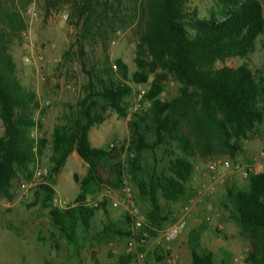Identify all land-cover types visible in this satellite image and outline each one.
<instances>
[{"label": "trees", "instance_id": "obj_1", "mask_svg": "<svg viewBox=\"0 0 264 264\" xmlns=\"http://www.w3.org/2000/svg\"><path fill=\"white\" fill-rule=\"evenodd\" d=\"M190 1L144 0L145 31L136 48V70L132 72L122 60L116 62L117 71L109 64L96 69L97 85L91 79L77 113L67 124L54 128L51 168H47L49 183L35 187L33 204L42 203L49 210L52 226L61 240L73 248L79 249V230L85 234L84 241L90 237L102 240L109 236L122 239L134 236L131 229L119 227L124 222L133 225L129 214L123 220H112L106 203L98 208L82 203L103 188H122V179L128 171L122 162L124 148L115 145L95 148L89 133L105 122L108 110L127 118L125 100L134 94L135 87L149 85L143 103L150 105L129 120L132 142L128 152L133 155L128 161L129 173L138 198L150 206L145 215L146 226L135 236L138 245H143L144 240L148 242L169 221L160 197L171 203L184 199L188 202L196 195L195 190L188 188L194 171L189 157L194 151L203 156L227 154L236 163L243 152V139L264 122V71L253 72L246 63L237 68L225 65L229 59H248L258 39L264 36L261 0H216L222 6V17L210 20L190 12ZM22 2L0 0V122L5 130L0 138V197L8 199L12 198L13 181L18 173L28 174L27 178L32 179L35 171L30 168L46 144L29 133L39 126L31 109L40 106L35 93L25 90L20 83L17 64L10 53L11 45L28 29ZM82 2H75L74 10L79 24L83 22V37L88 38L101 21L97 8L103 9L106 19L113 9L100 0ZM79 49L84 56L81 44ZM151 76L154 78L150 82ZM169 76L180 85L179 94L163 101ZM150 135L155 136L152 142L148 140ZM175 145L182 155L175 152ZM164 146L175 157L161 170L159 161L150 164L144 155L148 152L156 155ZM74 152L88 165V171L83 178L74 177L80 186L76 206L60 209L52 204L56 196L54 187ZM246 180L248 189L227 187L225 207L241 234L254 240L246 264H264V172L251 173ZM100 210L108 216V224L93 235L92 221ZM155 256L162 263L168 253L161 256L157 252ZM191 256V264H225L217 263L209 251L199 253L191 248ZM136 257L134 253L128 254L120 259V264H130Z\"/></svg>", "mask_w": 264, "mask_h": 264}, {"label": "rangeland", "instance_id": "obj_2", "mask_svg": "<svg viewBox=\"0 0 264 264\" xmlns=\"http://www.w3.org/2000/svg\"><path fill=\"white\" fill-rule=\"evenodd\" d=\"M82 1L23 0L25 8L23 15L28 29L10 49L17 64L20 83L25 90L35 93L39 102V109H31V115L39 125L38 132L33 129L29 133L31 136L42 134V139L46 141L38 160L40 166L48 169L51 168L49 159L52 154L54 128L67 124L77 113L79 103L87 95L86 89L91 79L97 85L94 77L96 69L104 68L109 64L117 71L116 62L122 60L132 72L136 70V48L145 31L144 0H100L108 2L113 10L106 19L102 15L103 9L98 7L96 13L101 21L99 20L93 35L84 38L83 22L79 24L74 10L75 2L83 4ZM261 2L264 7V0ZM188 6L190 12H197L201 19L222 17V6L216 0H191ZM29 9L36 14L34 18L27 14ZM65 13L69 14V19L66 21L62 18ZM80 44L84 47V56L80 54ZM244 63L253 72L264 71V36L258 39L256 49L248 59H229L225 65L237 68ZM153 78L154 76L150 77V82ZM165 85V93L161 97L163 101L171 100L179 94L180 85L172 76H169ZM139 87H135L134 94L125 100L128 107L127 118H120L115 112L108 110L105 113V122L96 125L91 131L92 140L97 144V148L104 149L112 145L124 148L122 162L128 171L122 180L128 181L136 207L146 215L150 206L138 198V191L128 168L129 157H133L128 152L132 142L129 120L133 114L145 112L150 106L143 101L138 102ZM142 87L148 90L149 85ZM4 131V126L0 122V138L4 136ZM185 131H187L186 125ZM148 140L154 141L155 136L150 135ZM242 144L243 152L237 157L236 163L243 166L254 165L255 163L250 164L242 156L248 153L252 159H260V153L264 149V122L259 129L243 139ZM174 150L178 155H182L176 145ZM144 156L150 164L159 161L161 170L166 169V162L175 157L171 156L168 146L159 149L156 155L148 152ZM214 158H226L232 161L227 154L203 156L198 150L189 157L194 165V171L188 188L195 190L194 194L208 187L210 179L205 176L202 168ZM36 164L31 166V172L35 171ZM87 171L88 165L77 153L70 156L57 178L53 206L60 208L55 204L61 200L75 203L80 186L75 182L74 177L77 175L83 178ZM232 175L236 176L233 181H231ZM27 176L28 174L25 173L17 174L13 181L11 199L0 197V264H46L47 261L53 264H120V259L128 256L126 248L128 239L109 236L102 240L90 237L84 241L85 234L79 230L77 236L79 249L62 241L60 233L52 226L49 210L42 203L33 204L35 188L26 194L19 191L21 184L30 181ZM225 180V184L219 186L215 194L187 215L184 214L183 209L188 199L170 203L160 197L164 215L169 216V221L166 222L163 230L155 231L156 235L148 242L143 245L135 244L132 253L136 256L144 254L146 264H167L157 261L155 256L157 252L161 256H164L165 252L177 256V264H191V248H194L199 253L212 252L217 263L246 264L249 254L253 252L254 240L241 234L240 227L225 206L228 204L227 187L236 185L248 189L249 183L243 176L237 179V175L234 174H227ZM108 191H111L112 198L122 203L119 207L107 204L109 217L112 220H123L128 211L125 205L127 197L122 188H103L87 198L96 199L107 194ZM181 218H185L186 227L176 240L168 241L166 231L175 226ZM107 224L108 216L104 210L98 211L92 221L91 233L94 235L101 232ZM119 227L132 230L133 225L124 222ZM174 243H180L179 249L185 251L184 256L175 251ZM136 258L130 264H139Z\"/></svg>", "mask_w": 264, "mask_h": 264}, {"label": "built area", "instance_id": "obj_3", "mask_svg": "<svg viewBox=\"0 0 264 264\" xmlns=\"http://www.w3.org/2000/svg\"><path fill=\"white\" fill-rule=\"evenodd\" d=\"M27 14L30 15L32 18L36 16V14L34 13L32 9H29ZM62 18L65 21L68 20L69 14L68 13L63 14ZM146 92L147 90L144 89V87L142 86L139 87V91L137 94L138 102L143 101ZM36 130L38 132V127L36 128ZM32 137L38 141L42 139V134H36V135H33ZM260 160L261 162L264 161V149L260 153ZM202 170L205 172V176L209 177L210 183L204 191L196 193V195L186 203L183 209V212L185 215L191 213V211L195 207L203 205L207 198L215 194L218 187L225 184L226 182L225 177L229 172L240 173L245 179H247V177L251 173L257 174V173L263 172L259 166V163H255L254 165L243 166V165H240L239 163H234L233 161L226 159V158H214L208 161L205 164V167L202 168ZM47 183H49V171L47 168L40 166L39 160H38L32 179L29 182L21 184L19 191L22 194H26L30 192L32 189H34L35 187L42 185V184H47ZM122 191L127 197V199L125 200V205H126L128 214L133 221L132 231H133L134 236L127 240V246H126L127 253L131 254L134 250L135 244H137L135 240L136 233L142 230L146 226V217L136 207V203L133 198V191L127 180H123ZM104 203L111 204L113 207H119L122 205L120 201L112 198L111 191H108L107 194H103L99 198H96V199L87 198L82 203V205H84L85 207H89V208H98ZM55 205H59L61 209H67V208L76 206L75 203L72 204L69 200L58 201V203ZM186 223L187 222L185 218H181L175 226H172L171 228H169L166 231L167 240L168 241L176 240L180 232L186 227ZM144 237L148 238L147 232H144ZM144 243H145V240H144ZM136 259H137V262H139V264H146V256L144 254H138ZM177 260H178L177 256L168 255L165 262L167 264H177Z\"/></svg>", "mask_w": 264, "mask_h": 264}, {"label": "crops", "instance_id": "obj_4", "mask_svg": "<svg viewBox=\"0 0 264 264\" xmlns=\"http://www.w3.org/2000/svg\"><path fill=\"white\" fill-rule=\"evenodd\" d=\"M89 137H90V142H91L92 146L95 147V148H97V144H95V143L93 142V140H92V131H90V133H89ZM74 153H76V152H74ZM74 153H73V154H74ZM73 154H72V155H73ZM72 155H71V156H72ZM69 158H70V157H69ZM242 158L247 159V160L249 161L250 164L259 163L260 168H261L262 171L264 172V161L261 162L260 159H259V160L252 159V158L248 155V153H247V154L244 153V156H242ZM228 174H234V175H237V179H238V177H239V178L242 177V176L240 175V173L229 172ZM231 177H232V178H231V181H233V179H234L236 176L233 177V175H232ZM56 186H57V183H56L55 187H56ZM55 187H54V188H55ZM55 190H56V188H55ZM78 194H79V193H78ZM179 247H180V243H174L173 248H175V251H178L179 253H181V254L184 256V255H185V251L179 249ZM169 248H171V247H169Z\"/></svg>", "mask_w": 264, "mask_h": 264}]
</instances>
